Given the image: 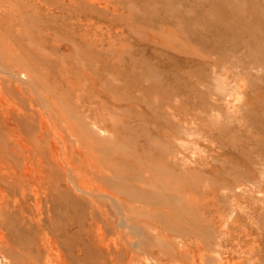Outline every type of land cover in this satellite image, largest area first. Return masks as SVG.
<instances>
[{"label":"rangeland","instance_id":"1","mask_svg":"<svg viewBox=\"0 0 264 264\" xmlns=\"http://www.w3.org/2000/svg\"><path fill=\"white\" fill-rule=\"evenodd\" d=\"M10 1L5 37L38 93L68 91L72 122L116 151L99 163L143 203L118 226L136 255L264 264V0ZM54 213L75 248L78 211Z\"/></svg>","mask_w":264,"mask_h":264},{"label":"bare ground","instance_id":"2","mask_svg":"<svg viewBox=\"0 0 264 264\" xmlns=\"http://www.w3.org/2000/svg\"><path fill=\"white\" fill-rule=\"evenodd\" d=\"M16 11L13 2L0 0V264H85V234L95 252L89 264H150L146 254L136 255L139 245L118 232L133 228L143 203L122 186L115 168L99 163L116 151L94 145L96 138L72 122L67 90L59 97L38 93L32 64L5 37L6 18ZM36 90L38 97L31 93ZM93 131L106 134L96 124ZM71 207L81 222L75 248L69 232L54 226L55 209ZM218 259L229 261L221 253Z\"/></svg>","mask_w":264,"mask_h":264}]
</instances>
